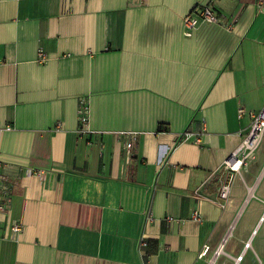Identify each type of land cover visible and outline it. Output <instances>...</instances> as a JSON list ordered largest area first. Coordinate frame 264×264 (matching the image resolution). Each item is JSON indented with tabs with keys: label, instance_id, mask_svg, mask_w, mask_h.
Returning <instances> with one entry per match:
<instances>
[{
	"label": "crops",
	"instance_id": "obj_1",
	"mask_svg": "<svg viewBox=\"0 0 264 264\" xmlns=\"http://www.w3.org/2000/svg\"><path fill=\"white\" fill-rule=\"evenodd\" d=\"M263 107L264 0H0V264H264V136L219 203Z\"/></svg>",
	"mask_w": 264,
	"mask_h": 264
},
{
	"label": "built area",
	"instance_id": "obj_2",
	"mask_svg": "<svg viewBox=\"0 0 264 264\" xmlns=\"http://www.w3.org/2000/svg\"><path fill=\"white\" fill-rule=\"evenodd\" d=\"M183 23L185 27V34L191 36L196 28L201 23L223 24V18L219 10L213 5L205 4L194 8L183 16ZM45 58L42 51L39 52L40 61ZM87 105L85 101H82L80 109V132L86 131L85 123ZM252 123L248 133L243 138L240 145L232 152L231 156L224 162L223 170L226 172L225 176L221 180L219 189V203L225 205V201L229 198L232 181L236 173L240 172L242 166L246 165L249 160L256 156V151L260 146V143L264 136V107L255 112H251ZM180 141L194 140L196 143H201V134H196L192 130H185L179 134ZM133 142L129 141L127 147H132ZM11 195L12 189L8 182V176L0 172V213L9 214L11 211ZM195 220L200 219L199 211L193 213ZM22 231V224L19 220H15L11 224V232L13 235H17ZM142 244L146 245L145 241ZM251 246V241L246 243V247ZM209 250L208 246L203 249L204 254ZM219 250H216L215 254L211 256L207 264H215V256L218 255ZM243 254L238 255L235 258L234 264H238L242 259ZM262 264V263H260Z\"/></svg>",
	"mask_w": 264,
	"mask_h": 264
}]
</instances>
